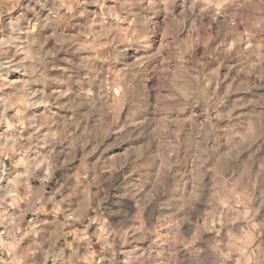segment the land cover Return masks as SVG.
Listing matches in <instances>:
<instances>
[{
	"label": "clouds",
	"instance_id": "1",
	"mask_svg": "<svg viewBox=\"0 0 264 264\" xmlns=\"http://www.w3.org/2000/svg\"><path fill=\"white\" fill-rule=\"evenodd\" d=\"M0 264H264V0H0Z\"/></svg>",
	"mask_w": 264,
	"mask_h": 264
}]
</instances>
